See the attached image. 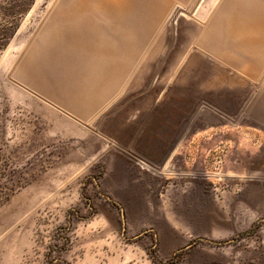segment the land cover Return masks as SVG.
Listing matches in <instances>:
<instances>
[{"label":"rangeland","instance_id":"rangeland-1","mask_svg":"<svg viewBox=\"0 0 264 264\" xmlns=\"http://www.w3.org/2000/svg\"><path fill=\"white\" fill-rule=\"evenodd\" d=\"M64 1L0 0V264H264V72L198 45L221 0L88 117L19 77Z\"/></svg>","mask_w":264,"mask_h":264},{"label":"crops","instance_id":"crops-1","mask_svg":"<svg viewBox=\"0 0 264 264\" xmlns=\"http://www.w3.org/2000/svg\"><path fill=\"white\" fill-rule=\"evenodd\" d=\"M78 1L79 0H65L63 4L60 6V8L56 12H54L50 22L57 17H59V19H63V16H65V14H68V13L69 14L78 13L75 11L77 9L76 5ZM155 1H156L155 4H157V6L159 7L158 9L156 8V10L152 11L153 17L150 19V22L151 24H153V26L145 30L146 37L142 41L141 40L136 41V42L134 41L133 43H131L130 48H129L130 55L127 57V59L131 61L130 68L127 72L123 73L125 74L126 78L124 79L122 85L120 86V88H118V91L114 95L118 94V92L125 87L128 79L134 76L135 72L139 69L140 64L142 60L144 59V57L147 54H149L150 50L152 49V45L156 43L162 37V30L165 24L168 22L170 15L173 13V9L175 8V6L177 7L185 6L189 2V0H163V1L155 0ZM193 2H196V0H194ZM93 11L88 12L83 26H79L74 29L68 28L69 30L68 29L62 30L64 32H67L68 40L66 41L58 40L56 41V43L55 42L50 43L49 48H46V46L44 45L41 47V50L38 51V55L36 59L33 61V64L35 66H38V69H40L41 72L44 74V77H46V80L51 81L52 83L55 84L57 81L55 78V75H63L64 77L68 76V77H76V78H84V77H87L88 75L89 76L92 75V73L89 72L90 67L87 63V53L85 52V49L82 47L83 40L86 43H92L98 46L96 47V49L100 53L94 56L97 59L98 58L101 59L103 57L102 56L103 46H106L109 43L110 44H120L124 41L123 33L122 32H120L121 34L119 33V31L121 30H119L118 27L114 26L113 21L110 17L106 15L104 16V14H102L100 11L98 12V10H93ZM263 11H264V0H221L218 9L213 14L214 17L212 16L213 18H211V21L209 22L207 30L202 35V37L199 39L198 45L206 49L207 51H209V53L213 55L215 59L219 61H223L227 63L230 67H233L236 70L243 73L242 64H236V63L234 64L232 62L233 60H236L237 58H239L236 55L238 51L235 49V46L252 45V44H256L259 46L262 44V42L264 44V39L261 38V36L259 35L255 37L254 39L249 37L250 32H251L250 30L252 28H255L258 30L264 28V25H263L264 24V12ZM50 22L44 28V30L41 33L42 36L41 35L39 36L36 43L38 44L40 43ZM56 28L60 30L61 26L60 27L58 26ZM151 30L152 31L155 30V31L152 32ZM62 31L60 30V34L62 33ZM102 42H104L105 44ZM68 43H70V45H74V48L69 49V52H63L61 50L62 49L61 46L64 45V48H67L65 46H68ZM99 48L101 51L99 50ZM50 54H53V55H50ZM64 72L65 74H63ZM263 72H264V69L263 71H261V73ZM261 73H258L257 75H253L252 73L246 72L243 74L247 75L248 77L253 78V77H258ZM28 84L31 85L30 83ZM31 86L39 90L43 94L48 95L52 99L55 98L53 94H51V91L49 90V88H47L46 90L45 88H41L39 86H34V85H31ZM112 97H110V99ZM110 99L106 100L104 103L92 109L93 112L97 108L107 103ZM54 100L60 103L63 107H66L62 102H60L56 98ZM260 108L264 110V96H262L261 98ZM69 110H72L74 113L80 116H83V117H88L93 114L92 110L88 112L89 109L87 110V108L85 107L83 108L79 107V110L78 109H69ZM102 262L103 261L101 260H95L92 256H86L85 259L76 261L74 264H131L127 262L125 259H123V257H114V256L112 258H108L106 262H103V263ZM136 264H148V262L144 261L143 256H141L140 261H138Z\"/></svg>","mask_w":264,"mask_h":264},{"label":"bare ground","instance_id":"bare-ground-1","mask_svg":"<svg viewBox=\"0 0 264 264\" xmlns=\"http://www.w3.org/2000/svg\"><path fill=\"white\" fill-rule=\"evenodd\" d=\"M155 3H156L155 0H79L76 5L77 9L75 10L78 13L65 14V16H63V19H59V17L55 16L57 18L53 19L50 22L40 43L39 44L36 43L35 48L32 50L30 54L29 60L27 62L25 61L26 63L22 66L19 77L21 78V80H24L27 83H30L31 85L39 86L41 88H45L46 90L47 88H49L51 94H53V96L57 100L62 102L68 109L79 110V107L80 108L85 107L87 108V110L89 109L88 112L91 111L92 109H94L95 107L99 106L104 101L112 97L118 91V88H120V86L122 85L124 79L126 78L125 74L123 73L129 70L131 64V61L127 59V57L130 55V50H129L130 45L134 41L135 42L140 40L142 41L146 37L145 30L153 26V24H151L150 22V19L153 17L152 11L156 10V8L158 9L159 7ZM93 10H98V12L100 11L102 14H104V16L106 15L110 17L113 21L114 26L118 27L119 30H121L119 31V33L120 32L123 33L124 41L120 44L109 43L106 46H103L102 47L103 57L101 59L100 58L97 59L94 56L100 53L96 49V47L98 46L92 43H86L83 40L82 47L85 49V52L87 53V63L90 67L89 72H91L92 75L91 76L88 75L87 77L84 78H76V77H68V76L64 77L63 75H55V78L57 80L55 84L52 83L51 81L46 80V77H44V74L41 72L40 69H38V66H35L33 64V61L36 59L38 55V51L41 50V47L44 45L46 46V48H49L50 43H54V42L56 43V41L58 40H62V41L68 40L67 32H64L62 30L68 28L74 29L76 27L83 26L85 23L86 15L88 14L89 11H93ZM58 26L59 27L61 26L60 29L62 31L61 34H60V30L56 28ZM250 31H251L249 35L250 38L254 39L259 35L261 36V38L264 39V28L259 30L252 28ZM262 44L259 46L256 44L235 46V49L238 51L236 55L239 58L233 60L232 62L234 64L235 63L242 64L243 73L249 72L252 73L253 75H257L258 73H261V71H263L264 69V44L263 45ZM61 47H62L61 50L63 52H69V49H73L74 45H70V43H68V46H65L67 48H64V45ZM63 74H65V72Z\"/></svg>","mask_w":264,"mask_h":264}]
</instances>
